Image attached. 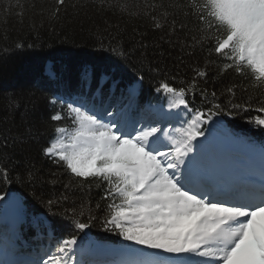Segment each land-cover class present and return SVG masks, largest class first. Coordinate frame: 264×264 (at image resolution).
Returning <instances> with one entry per match:
<instances>
[{
    "label": "snow or ice",
    "instance_id": "6c2138e0",
    "mask_svg": "<svg viewBox=\"0 0 264 264\" xmlns=\"http://www.w3.org/2000/svg\"><path fill=\"white\" fill-rule=\"evenodd\" d=\"M104 3L100 0L101 11ZM56 4L66 7L65 0ZM116 7L126 10L118 0L107 4V9ZM58 12L59 8L53 15ZM177 12L194 18L195 31L177 21ZM132 14L148 17L156 30L172 16L166 42L188 56L203 52L204 63L192 67L191 80L176 87V75L166 76L159 64L148 60L143 41L139 48L120 43L118 52L110 41H100L101 51H112L120 60H139L140 84L145 74L160 75L154 91L164 96L167 107L149 105L134 113L130 104L122 103L126 95L136 94L134 85L122 89L110 69L99 74L95 68L85 69L79 91L50 99L61 109L50 119H69L78 127L71 142L65 143L61 134L66 126H56V135L41 149L43 158L69 175L63 185L67 191L73 184L89 192L97 185L100 198L94 207L81 201L78 208L51 213L67 221L68 235L38 259L18 264H103L91 258L105 247L90 235L95 224L131 242L135 258L122 264H264V144L237 136L219 119L233 110H247L232 99L240 85L233 83L220 93H228L223 106L216 91L199 86L208 82L209 69L216 68V78L231 72L258 81L264 89V0L145 3ZM179 60L183 63V55ZM218 62L222 66L217 68ZM197 96L208 107H196ZM260 112L264 113V104ZM258 124L264 126V118ZM30 138L31 133L11 141L5 136L0 147L7 150ZM15 167L13 157L0 153V179L5 185L38 181L39 170L32 162L23 171L14 172ZM49 176L53 185L61 180L55 172ZM46 204L60 208L59 199L49 198ZM9 214L12 243L22 246L17 232L24 219L22 202L10 192H0V216L7 220ZM34 226L48 227L40 218Z\"/></svg>",
    "mask_w": 264,
    "mask_h": 264
},
{
    "label": "trees",
    "instance_id": "16d2710c",
    "mask_svg": "<svg viewBox=\"0 0 264 264\" xmlns=\"http://www.w3.org/2000/svg\"><path fill=\"white\" fill-rule=\"evenodd\" d=\"M109 2L115 4L117 0H105V10L101 11L100 0H65L66 7L57 5L56 0H0V141L5 136L11 141L13 137H26L29 133L32 137L22 145L10 146L7 150L0 147V153L5 158H14V172L23 171L29 161L39 170V179L33 184L5 185L0 179V192L16 193L22 200L24 219L17 228L22 241V246L17 244L19 248L26 246L34 249L43 244L51 247L57 239L68 235L67 221L51 213L60 212L62 208H78L81 201H88L94 207L100 198L97 185H93L89 192L86 189L81 191L73 184V190L67 191L63 185L69 182V175L42 156L41 149L56 135V126H66V132L61 134V138L66 135L72 137L78 127L69 119L60 122L50 119L57 111H61L59 104H50L51 98L79 91V77L85 69L95 68L97 74L101 70L110 69L120 80L122 89L128 85H134L136 89V99L130 103L126 95L122 103L130 104L135 111L149 105L155 108L161 105L167 107L164 96L154 91L160 75L145 74L140 84L136 79L141 71L139 60L136 57L120 60L112 51H101L100 41H110L111 47L117 52L120 43L125 47L139 48V42L143 41L148 45V60L159 64L166 76L176 75L173 81L176 87L191 80L192 67L204 63L203 52L198 50L195 55L188 56L166 42L172 16L168 17L163 29L156 30L151 19L132 14L145 3L167 5L179 3L180 0H118L119 5L126 10L119 7L107 9ZM183 2L188 3L189 0ZM57 8L59 12L53 15ZM176 18L178 22L183 20L193 31L198 27L193 17L177 12ZM104 47L107 49L109 44L106 43ZM182 55L183 63H180ZM212 58L217 57L214 54ZM221 66L218 62L216 67ZM215 72L216 68H210L208 82L201 81L199 86L216 91L218 102L223 106L227 102L228 93L225 92L223 96L220 93L231 84H238L240 87L232 96L233 102L247 108L243 111L233 110L219 119L237 136L257 145L264 144V126L258 124V120L264 118V113L260 112L264 104V89L260 88L258 81L231 72L216 78ZM245 88L246 91L243 90ZM195 105L208 107L199 96ZM51 172L61 178L55 185L48 183ZM63 195L69 199L64 201L61 199ZM49 198L53 201L59 199L60 208L49 209L46 204ZM34 217L43 219L48 227H35L34 221H31ZM10 233L0 221V246L3 249L11 243ZM90 235L105 245L128 243L119 235L105 231L99 224L91 228Z\"/></svg>",
    "mask_w": 264,
    "mask_h": 264
},
{
    "label": "rangeland",
    "instance_id": "374dc122",
    "mask_svg": "<svg viewBox=\"0 0 264 264\" xmlns=\"http://www.w3.org/2000/svg\"><path fill=\"white\" fill-rule=\"evenodd\" d=\"M71 142V137H68L67 139H65V143H70ZM259 163V162H258ZM9 250L7 251L8 253H7V256H11L12 255V252L15 250V248H14V246H11V247H9L8 248ZM2 253H4L3 251H1V249H0V254H2ZM44 254V253H43ZM19 258H22V256H19ZM5 257H0V262H4L5 261ZM8 259V262L7 263H5V264H10V258H7ZM7 259H6V261H7ZM5 261V262H6Z\"/></svg>",
    "mask_w": 264,
    "mask_h": 264
},
{
    "label": "bare ground",
    "instance_id": "6f19581e",
    "mask_svg": "<svg viewBox=\"0 0 264 264\" xmlns=\"http://www.w3.org/2000/svg\"><path fill=\"white\" fill-rule=\"evenodd\" d=\"M61 94L63 93V92H60ZM10 193H12V194H16V193H13V192H10ZM17 195V194H16ZM18 196V195H17ZM19 197V196H18ZM20 198V197H19ZM20 201L22 202V200L20 199ZM194 259H198V258H195L194 257Z\"/></svg>",
    "mask_w": 264,
    "mask_h": 264
},
{
    "label": "water",
    "instance_id": "95a60500",
    "mask_svg": "<svg viewBox=\"0 0 264 264\" xmlns=\"http://www.w3.org/2000/svg\"><path fill=\"white\" fill-rule=\"evenodd\" d=\"M15 197H17V198H19L16 194H13ZM19 200H20V198H19Z\"/></svg>",
    "mask_w": 264,
    "mask_h": 264
}]
</instances>
